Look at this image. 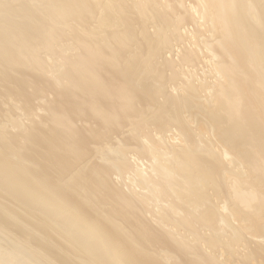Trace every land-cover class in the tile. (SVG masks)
Returning a JSON list of instances; mask_svg holds the SVG:
<instances>
[{"label":"bare ground","instance_id":"bare-ground-1","mask_svg":"<svg viewBox=\"0 0 264 264\" xmlns=\"http://www.w3.org/2000/svg\"><path fill=\"white\" fill-rule=\"evenodd\" d=\"M0 200V264H264V0H0Z\"/></svg>","mask_w":264,"mask_h":264},{"label":"rangeland","instance_id":"rangeland-1","mask_svg":"<svg viewBox=\"0 0 264 264\" xmlns=\"http://www.w3.org/2000/svg\"><path fill=\"white\" fill-rule=\"evenodd\" d=\"M127 129H124V131H126ZM1 201V200H0ZM2 202V201H1ZM3 204H5V206L7 207V208H12V209H15L14 207H13V204L12 203H6V202H2ZM16 211L17 212H19V214L23 217V221L25 222V224L27 223L28 224V222L29 221H31V219L29 218V217H27V216H23V213H22V211L21 210H17L16 209ZM6 218V220H7V217H5ZM4 218V219H5ZM3 221V220H2ZM8 221V220H7ZM22 223H20L19 225H21ZM18 225V226H19ZM22 226H24V225H22ZM20 227V226H19ZM10 228H13V226H10ZM9 228V229H10ZM21 228V227H20ZM21 230L23 231V232H26L27 231V228H21ZM26 239H27V237H26ZM38 244H40V246H42V245H45V242H43V241H40V242H38ZM63 259L64 260H66V261H69L67 258H65V257H63Z\"/></svg>","mask_w":264,"mask_h":264}]
</instances>
